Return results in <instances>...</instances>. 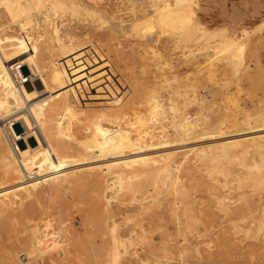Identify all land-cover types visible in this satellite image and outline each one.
<instances>
[{
  "label": "rangeland",
  "instance_id": "1",
  "mask_svg": "<svg viewBox=\"0 0 264 264\" xmlns=\"http://www.w3.org/2000/svg\"><path fill=\"white\" fill-rule=\"evenodd\" d=\"M195 1L188 31L199 25L210 34L219 35L214 39L199 38L178 44L174 33L180 31L172 29L173 26H165L163 30L155 23L151 29L141 30L156 5L154 0H97L96 4L92 0H80L86 7L89 5L90 12H94L93 8L99 11L102 19L99 21L65 14L55 18L50 14L54 24L62 25L63 32H67L66 46L86 52L76 57L80 61L78 66H73L71 57L64 63L66 77L63 78L67 79V85L65 81L57 88L61 93V88L66 86L68 100L62 105L58 99L54 107L72 106L79 111V117L75 118L86 125L94 122L92 119L102 118L107 109L115 110L131 121L137 139L139 135L142 139L145 131L160 135L183 115L191 116L204 130L229 127L237 131L244 126L246 129V125L239 127L241 124H235V120L243 118L245 124L251 116L254 125L263 124L257 114L264 105V0ZM148 11H151L149 15ZM32 19V25L39 22L42 30L32 26L22 32L11 26L0 35L22 37L25 45L35 40L34 47L38 49L43 42L37 38L44 29L48 49L46 56H38V61L53 75H60L56 64L61 50L51 37L54 24L46 22L43 9ZM135 24L140 25L141 31L136 30ZM2 26H9V20L0 10ZM231 42L234 51L226 50ZM54 88L55 85L50 90ZM169 95L179 105L177 113L167 105ZM13 128L18 134L25 133L23 122L15 123ZM239 130L234 131L236 135L244 132ZM84 133L81 131L78 141L72 142L73 147L81 146ZM144 139L146 144L150 141L148 145L158 141L156 136ZM27 142L37 147L35 138L28 137ZM19 145L26 148L23 140ZM243 145L227 158L217 157L215 153L214 157L218 158L215 163L210 158L197 161L199 176L183 178L181 194L163 186L161 176L151 172L127 173L126 188L116 192L109 203L103 201L105 183L87 179V170L75 173L78 181L55 198L42 196L46 191V185L42 184L30 202L44 211L42 218L50 220L49 227L45 228L36 219V213L28 215L33 220L32 227L25 224L27 213L23 202L26 201L16 199L15 208L0 215V258L8 242L21 238L19 244L18 241L14 244L18 251L15 264H28L25 247L20 245L22 238H29L33 230L43 234L49 245L43 248L41 244L39 256L29 264L41 261L115 264L111 252H105L104 241L117 233L134 242L129 252L120 256V264L155 260L164 264H264V230L259 232L264 221V155L254 152L245 155L243 148L252 151V142L245 141ZM90 153V156L94 154ZM195 157L191 155L188 161L194 162ZM221 168L230 176L221 175ZM259 180L262 185L255 183ZM128 185L137 192H130ZM68 209L69 215L58 214Z\"/></svg>",
  "mask_w": 264,
  "mask_h": 264
},
{
  "label": "bare ground",
  "instance_id": "2",
  "mask_svg": "<svg viewBox=\"0 0 264 264\" xmlns=\"http://www.w3.org/2000/svg\"><path fill=\"white\" fill-rule=\"evenodd\" d=\"M79 1L0 0V10L9 20V26L0 27V32L8 30L11 26L19 28L22 32L29 30L32 26L35 29L42 30L39 22H34L32 25V18L36 16L39 9H43L46 22L52 24L55 21L50 14L55 15V18H58L60 14H65L74 18L84 16L85 18H95L98 21L102 20L98 16L99 11L97 9L93 8L94 12H90L89 5L86 7V4L79 3ZM92 1L95 4L97 3V0ZM154 2L156 5L152 12L148 11V15L150 12L151 15L147 18L148 20H145V26L140 28L139 26L144 25L143 23H138L140 25L135 24L138 25H134L135 28H138L136 30L151 29L155 23L162 28L173 26L172 29L175 27V31H180L174 33L178 44L199 38L214 39L219 36L215 33L210 34L208 30H204L199 25L196 26V29L188 31L189 14L196 3L195 0H154ZM54 25L51 28V37L61 50V56L58 59L59 64H56L59 67L57 73H60V75H53L47 68H43L38 61V56H46V50L48 49V44L45 42L47 36L42 33L44 29L43 31L40 30L42 36L39 35L37 38L40 37V41L43 42L42 47L38 49L34 47L37 45L35 40L30 42L29 45H25V40L22 37H3V35H0V215L14 209L17 205L16 199L19 198L26 201L23 202L27 213L25 224L30 225L33 220L28 215L36 213V219L42 221L41 224L45 228L49 227L50 220L42 218L44 211L34 208L35 206L32 205L30 199L35 196L38 187L42 184L46 185V191L41 193L42 196L46 198L56 196V194L68 189L70 185L78 181L74 176L75 173L81 170L89 172L86 178L90 181L92 179L97 184L102 181L105 183L103 201L106 200L109 203L116 192L123 191L126 188L127 173L151 172L159 174L163 186L173 189L176 194H181L184 192L181 180L185 177L198 178L199 176L196 170L197 165H195L197 161H203L207 158L216 161L218 158L214 157L215 153H218L219 156L217 157L227 158L232 151L240 149L245 141L252 142V146H250L252 151L249 148H243V154L247 155L249 152H254L264 155V123L254 125V116L249 117L247 122L242 124V116L238 121H241V123H238L236 122L238 117L235 115V124H241L239 127L246 125V129H243L245 126L241 129L244 132L238 129L242 132L238 135H236L238 130H234L236 131L234 132L229 130L228 126L227 129L225 128L226 130L222 128L204 130L200 127L198 121H194L191 116L183 115L182 119L178 120L175 119L177 117H174L173 120L176 121L173 122V127H169L170 129L168 128L164 132L162 131L160 135L154 134L158 132L145 131L144 137L140 139L139 135V139H137L138 136L137 138L134 136L131 121L115 110L107 109L105 113L103 112L104 116L102 118H95L97 122L92 119L94 122H88L86 125L82 122L83 120L75 118L78 116L79 111L72 106L54 107L56 100L59 99L62 105L68 100V96H65L66 86L61 88L65 93L58 91L60 85L67 80L63 78L66 77L63 74L65 72L64 63L69 60L67 58L71 57L72 64L76 67L80 64L76 57L86 54V52L78 50L75 46H66L67 42L64 38L67 32H63L62 25ZM25 46L27 47L25 48ZM233 46L234 44L231 42L226 50L233 48L231 51H234ZM224 51L225 48L222 52L224 53ZM16 62L27 65L32 72L29 83L26 85L18 83L12 74ZM90 62L94 64V60H90ZM34 82H37L38 85L33 84ZM54 85L56 88L50 90ZM65 85H67V81ZM168 98V107L176 112L179 105L172 95H169ZM257 115V119L260 118L264 121V105ZM19 122H23L24 134H18L13 128L15 123ZM83 123L84 127H82ZM81 131L85 132L84 139L80 142L81 146L73 147L72 142L78 141ZM151 131L157 130L151 129ZM155 136L158 138L156 143L151 141L152 144L148 145L150 141L148 140V144L144 141V138L153 139ZM28 137L35 138L36 148H33L27 142ZM22 140L25 141L26 148L20 147L19 144ZM88 152L94 154L90 156ZM191 155L196 156L194 162L191 161L192 163L188 161ZM239 155L242 156V154ZM221 159L218 161L224 167L225 164L222 165ZM229 159L231 161V157ZM237 161L239 160L237 159ZM222 168L221 175H224V177L230 176ZM212 173L210 172V175ZM261 182L259 180L255 183L262 185ZM154 186L157 189L158 183H155ZM127 188L134 194L137 192V189L133 186L128 185ZM185 210H188V208ZM219 210L222 211L220 207ZM58 214L67 216L70 214L69 209L59 211ZM259 226V232L261 233L264 230V221ZM112 228L114 232L117 226L115 225ZM30 231H32V234L29 235V238H22L20 245L25 247L28 264L32 258H37L41 244H43V248L49 245V243H45L46 238L43 234L40 235L33 232V230ZM20 239L8 242V246L5 245L6 248H4L3 255L0 258V264H15L18 251L15 250L14 244L17 241L19 244ZM4 243H7V240ZM132 246H134V242L131 238L126 240L118 233L110 239L106 238L104 241L105 252H111L115 264H120V256L127 254ZM23 255L25 256V254ZM56 262L60 263V261ZM47 263L48 261H44V263L41 261L40 264ZM144 263L164 264L156 260L152 263L149 261Z\"/></svg>",
  "mask_w": 264,
  "mask_h": 264
},
{
  "label": "built area",
  "instance_id": "3",
  "mask_svg": "<svg viewBox=\"0 0 264 264\" xmlns=\"http://www.w3.org/2000/svg\"><path fill=\"white\" fill-rule=\"evenodd\" d=\"M12 74L14 75V78L18 83L26 85L29 83L32 72L27 65H23L19 62H16L15 66L12 69Z\"/></svg>",
  "mask_w": 264,
  "mask_h": 264
}]
</instances>
